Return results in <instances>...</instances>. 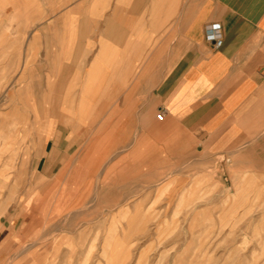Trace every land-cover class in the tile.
I'll return each instance as SVG.
<instances>
[{"label":"crops","instance_id":"crops-1","mask_svg":"<svg viewBox=\"0 0 264 264\" xmlns=\"http://www.w3.org/2000/svg\"><path fill=\"white\" fill-rule=\"evenodd\" d=\"M0 55L48 97L37 109L61 111L22 168L51 181L36 197L25 187L20 210L0 219V264H21L18 254L42 264L50 252L23 248L34 200L37 214L59 216L110 180L154 189L174 171L188 182L189 169H219L218 157L264 175V0H0Z\"/></svg>","mask_w":264,"mask_h":264},{"label":"rangeland","instance_id":"rangeland-1","mask_svg":"<svg viewBox=\"0 0 264 264\" xmlns=\"http://www.w3.org/2000/svg\"><path fill=\"white\" fill-rule=\"evenodd\" d=\"M20 69V62L0 60V219L10 220L25 187L36 197V187L51 181L22 168L40 142V129L61 112L37 109L45 106L38 98L48 97L29 92L35 86L22 87ZM215 161L220 168L204 169L199 178L189 169L188 182L168 172L154 189L122 190L110 180L59 216L37 214L34 200L23 248H48L42 264H264V175L235 174L224 169V157ZM44 194L51 199L56 190ZM17 256L21 264H41Z\"/></svg>","mask_w":264,"mask_h":264},{"label":"built area","instance_id":"built-area-1","mask_svg":"<svg viewBox=\"0 0 264 264\" xmlns=\"http://www.w3.org/2000/svg\"><path fill=\"white\" fill-rule=\"evenodd\" d=\"M205 35L208 41L212 42L216 49L221 48L224 43V34L222 24L218 22H212L206 25ZM165 111L160 110L157 114L159 120H163Z\"/></svg>","mask_w":264,"mask_h":264},{"label":"bare ground","instance_id":"bare-ground-1","mask_svg":"<svg viewBox=\"0 0 264 264\" xmlns=\"http://www.w3.org/2000/svg\"><path fill=\"white\" fill-rule=\"evenodd\" d=\"M42 238V237H41ZM92 242V241H91Z\"/></svg>","mask_w":264,"mask_h":264}]
</instances>
